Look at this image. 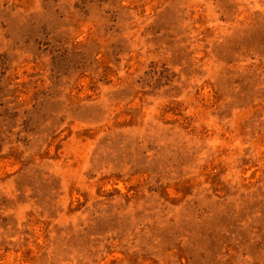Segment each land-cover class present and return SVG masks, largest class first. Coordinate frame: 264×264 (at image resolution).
<instances>
[{
    "label": "rangeland",
    "instance_id": "rangeland-1",
    "mask_svg": "<svg viewBox=\"0 0 264 264\" xmlns=\"http://www.w3.org/2000/svg\"><path fill=\"white\" fill-rule=\"evenodd\" d=\"M0 264H264V0H0Z\"/></svg>",
    "mask_w": 264,
    "mask_h": 264
}]
</instances>
